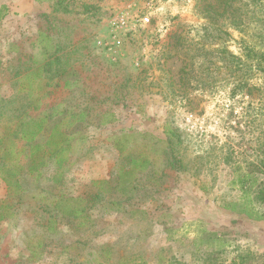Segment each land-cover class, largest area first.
<instances>
[{
  "label": "rangeland",
  "instance_id": "rangeland-1",
  "mask_svg": "<svg viewBox=\"0 0 264 264\" xmlns=\"http://www.w3.org/2000/svg\"><path fill=\"white\" fill-rule=\"evenodd\" d=\"M208 2L0 0V9L8 7L0 20V97L13 93V82H44L20 74L58 54L53 66L66 74L52 82L72 87L56 102L86 109L63 188L88 198L90 217L81 229L62 223L49 235L24 201L0 223V264H205L219 245L215 264L238 255L264 264V220L224 207L245 198L240 177L264 158V78L253 72L237 82L222 54L244 58L243 40L261 48L264 8L234 0L228 13L211 15ZM169 129L181 134L183 170L167 160ZM131 153L149 161L135 169L137 188L121 204V191L101 193L92 182L116 186ZM11 193L0 172V201ZM209 232L219 239L203 241ZM45 238V257L29 262L24 246Z\"/></svg>",
  "mask_w": 264,
  "mask_h": 264
},
{
  "label": "trees",
  "instance_id": "trees-1",
  "mask_svg": "<svg viewBox=\"0 0 264 264\" xmlns=\"http://www.w3.org/2000/svg\"><path fill=\"white\" fill-rule=\"evenodd\" d=\"M262 1L239 0L240 6L254 5L264 8ZM233 2L234 0H210L205 7L211 15L218 14L220 9L226 14L234 6ZM7 10V6H2L0 20L6 15ZM261 35V48L245 40L242 41L244 58L228 50H222L226 62L233 66L237 82H248L253 72L260 73L264 78V33L262 32ZM35 61L34 65L35 63L36 65L32 70L20 74L18 69L16 75H25L22 79L44 75V82H13V93L0 97V172L9 188L13 189L9 198L15 199L14 202L9 198L0 201V223L8 217L15 216L18 212L16 206L30 199L32 202L30 207L34 215L40 218V224L45 231L49 235H57L61 232L62 223L81 229L88 225L90 220L89 206L86 205L89 204L88 198L66 193L63 188L66 173L72 165L69 154L73 151L74 141L79 140L77 135L82 131V127L87 125L85 121L88 116L86 109L76 111L73 105L64 106L62 102H56L60 91L72 87L71 82H52L55 77L66 74L65 69L60 70L53 66L60 64L61 56L55 54L52 60ZM187 72L188 64L185 63L181 69L179 82L185 81L186 75L183 74ZM166 135L167 138L162 141L168 149L167 160L170 162V167L177 171L185 169L178 148L182 142L181 134L169 129L166 130ZM117 148L120 152H125V146L117 145ZM128 159L132 167L121 172L116 186H113L108 179L92 182L102 185L98 191L101 193H104L103 189L111 192L121 191L124 196L120 200L121 204L129 203L130 193L137 188L134 180L135 169L145 166L149 161L143 155L132 153ZM239 181L245 198L236 202H227L224 207L244 214L248 218L264 220V211H260L257 207V203L264 204V158L251 163L249 170L240 177ZM209 236L214 240L219 239L215 232H209L206 235L208 238H203V241L209 242L211 240ZM47 240L48 238L37 240V243H27L24 246L25 251L28 252L26 259L29 262L45 257ZM220 248L221 245L208 254L205 264H215L213 262L217 261L218 254L221 253L222 248ZM247 261L246 255H238L230 264H246Z\"/></svg>",
  "mask_w": 264,
  "mask_h": 264
},
{
  "label": "built area",
  "instance_id": "built-area-1",
  "mask_svg": "<svg viewBox=\"0 0 264 264\" xmlns=\"http://www.w3.org/2000/svg\"><path fill=\"white\" fill-rule=\"evenodd\" d=\"M143 21H144V22H148V21H149V18H148V17L143 18ZM120 23L125 24V23H126L125 18H121V19H120ZM113 42L116 43V44L120 43L119 40H114Z\"/></svg>",
  "mask_w": 264,
  "mask_h": 264
}]
</instances>
